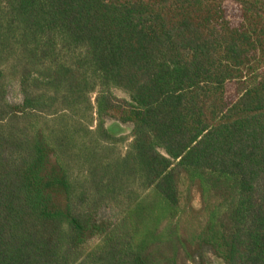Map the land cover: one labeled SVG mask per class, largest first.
Masks as SVG:
<instances>
[{
    "label": "trees",
    "instance_id": "1",
    "mask_svg": "<svg viewBox=\"0 0 264 264\" xmlns=\"http://www.w3.org/2000/svg\"><path fill=\"white\" fill-rule=\"evenodd\" d=\"M0 264H264V0H0Z\"/></svg>",
    "mask_w": 264,
    "mask_h": 264
},
{
    "label": "rangeland",
    "instance_id": "2",
    "mask_svg": "<svg viewBox=\"0 0 264 264\" xmlns=\"http://www.w3.org/2000/svg\"><path fill=\"white\" fill-rule=\"evenodd\" d=\"M117 94H118L119 96H125V94L122 93V92H120V91H117ZM92 96H93V100H94L95 97H96V94H93ZM11 97H12V99L19 100V95L17 94V91H16V90L13 91V92L11 93ZM129 129H130V128L127 127V132H128V133H129V131H130ZM128 133H127V134H128ZM131 140H132V138L128 139V141L126 142L125 145H127ZM198 204H199V198H198V196H196V199H195V205H198ZM206 253H208V251H207ZM211 260H212V261L214 260L216 263H220V262H221L219 259L214 258V257H211Z\"/></svg>",
    "mask_w": 264,
    "mask_h": 264
}]
</instances>
